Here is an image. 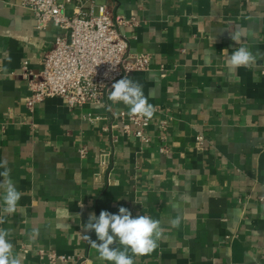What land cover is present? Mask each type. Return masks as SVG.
Here are the masks:
<instances>
[{"label": "crops", "instance_id": "1", "mask_svg": "<svg viewBox=\"0 0 264 264\" xmlns=\"http://www.w3.org/2000/svg\"><path fill=\"white\" fill-rule=\"evenodd\" d=\"M93 1L109 6L131 54L150 59L129 75L156 108L150 141L123 131L129 109L109 94L103 104L53 97L28 108L22 66L39 71L64 30L39 31L22 0H0V160L22 193L0 228L14 253L22 264H111L83 225L126 207L160 220L166 237L134 264H264V0ZM240 46L260 56L230 71Z\"/></svg>", "mask_w": 264, "mask_h": 264}, {"label": "built area", "instance_id": "2", "mask_svg": "<svg viewBox=\"0 0 264 264\" xmlns=\"http://www.w3.org/2000/svg\"><path fill=\"white\" fill-rule=\"evenodd\" d=\"M88 1L92 4L88 6ZM93 0H22V5L34 14L35 28L43 31L51 26L62 28L52 47L42 59V68L34 72L27 62L22 66L30 94L27 107L32 109L47 98L62 97L73 108L86 104H103L111 85L134 71L147 70L148 56L133 55L128 39L120 32L107 4L96 9ZM74 4L73 14L65 11ZM264 74V69L263 72ZM122 129L149 142L146 134L151 119L125 111L120 112ZM167 122L161 121L166 129ZM165 138V137H162ZM201 144L203 137H197ZM165 151V148H161ZM51 261L69 260L71 256L51 253Z\"/></svg>", "mask_w": 264, "mask_h": 264}, {"label": "clouds", "instance_id": "3", "mask_svg": "<svg viewBox=\"0 0 264 264\" xmlns=\"http://www.w3.org/2000/svg\"><path fill=\"white\" fill-rule=\"evenodd\" d=\"M241 33L231 35L232 40L240 43ZM224 49L223 52H226ZM259 53H253L248 47L240 46L227 56L226 67L235 71L241 67L250 68L255 65ZM143 86L128 77H123L111 85L108 100L112 104L123 103L130 114H136L151 119L156 111L154 105L148 102L144 95ZM111 107V106H109ZM6 158L0 160V224L5 223L4 216L21 211L19 201L22 193L11 179L10 169ZM180 219H172L169 224L179 227ZM95 232L97 239L92 240L91 247L98 258L111 264H134V256L148 255L158 246L159 241L165 239L164 229L160 220L148 215L133 217L126 207H120L118 214L101 211L97 217L90 214L88 222L83 225V232ZM11 230L0 228V264H22V257L14 253V245L10 241ZM38 235L33 232V237ZM115 245H119L116 247ZM131 253V254H130Z\"/></svg>", "mask_w": 264, "mask_h": 264}]
</instances>
